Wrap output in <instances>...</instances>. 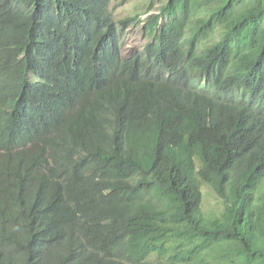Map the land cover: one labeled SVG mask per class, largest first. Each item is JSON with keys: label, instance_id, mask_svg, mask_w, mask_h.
Segmentation results:
<instances>
[{"label": "trees", "instance_id": "obj_1", "mask_svg": "<svg viewBox=\"0 0 264 264\" xmlns=\"http://www.w3.org/2000/svg\"><path fill=\"white\" fill-rule=\"evenodd\" d=\"M111 2L0 0V264H264V0Z\"/></svg>", "mask_w": 264, "mask_h": 264}, {"label": "rangeland", "instance_id": "obj_2", "mask_svg": "<svg viewBox=\"0 0 264 264\" xmlns=\"http://www.w3.org/2000/svg\"><path fill=\"white\" fill-rule=\"evenodd\" d=\"M166 4V0H112L111 10L115 19L123 20L140 14L142 22L134 23L128 27L125 33V39L122 47L124 56H130L134 51L142 50L150 41L147 34L146 20L152 14L160 12ZM162 22V21H161ZM213 196L208 195L205 198L206 207L208 208L214 203Z\"/></svg>", "mask_w": 264, "mask_h": 264}, {"label": "clouds", "instance_id": "obj_3", "mask_svg": "<svg viewBox=\"0 0 264 264\" xmlns=\"http://www.w3.org/2000/svg\"><path fill=\"white\" fill-rule=\"evenodd\" d=\"M110 7H111V5H110ZM162 22H164V20H162ZM125 33H126V32H125ZM124 39H125V38H124ZM122 53H123V52H122ZM123 57H125L124 54H123ZM126 57H128V56H126Z\"/></svg>", "mask_w": 264, "mask_h": 264}]
</instances>
